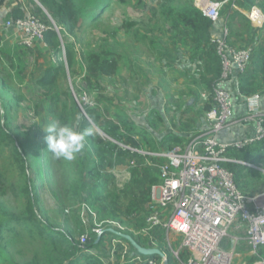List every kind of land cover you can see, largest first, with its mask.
<instances>
[{"label": "rangeland", "instance_id": "1", "mask_svg": "<svg viewBox=\"0 0 264 264\" xmlns=\"http://www.w3.org/2000/svg\"><path fill=\"white\" fill-rule=\"evenodd\" d=\"M196 1L108 0L106 6L103 4L95 12L99 17L89 18L76 35L61 34L63 51L58 55L42 41L28 48L22 44L23 35L19 30L12 29L11 32L4 29L6 21L15 17L14 10L18 8L23 10L24 16H36L55 26L51 14L40 0H7L0 9V22L3 23L0 25L3 28L0 29V120L13 132L18 143L28 150L29 173L37 186L35 194L41 214L58 227L63 228L67 221L75 224L74 219H66L69 214L66 215L64 209L69 210L72 178H83L89 185L84 195L86 199L72 207L73 214L78 209L79 217L88 229H113L117 234H108L105 241L111 246L116 244L117 248L123 246L126 253L119 251L117 254L119 258L124 255L126 260L134 256L131 249L133 239H140L145 248L146 241L141 239L139 232L143 227L134 225L141 218L146 219L149 207L146 205L139 216L129 217L121 211L120 217L114 218L108 215L105 206L118 193L120 197L116 206L127 208L130 197L121 192L132 191L130 187L135 169L151 166L156 179L151 184L161 182L157 165L163 158L145 156L144 151L155 152L186 145L207 125V102L202 99V94H210L212 90L205 87L201 77L206 72L203 68H206L207 60L202 51L188 41L189 31L177 28L175 22L173 25L177 14L190 3L196 5ZM213 1L224 2L220 13L226 9L227 2L238 6V0ZM255 5L264 11V0H256ZM242 14L236 18L224 16L232 33L230 42L236 46L250 43L259 48L258 44L264 42V27H254ZM66 45L74 46L77 51L107 52L118 60V72L112 76H100L101 88L88 90L85 67L77 62L74 71L65 64L53 86L39 85L37 81L47 68L62 66ZM263 92L264 88L257 91ZM87 103L98 106L103 116L111 121L117 114L128 115L136 123V132H147L158 145L157 149L145 147V138L137 135L135 140L142 144L141 148L121 144L130 152L115 157L113 165H110L111 156L107 153L100 165L98 155L105 152V147L94 144L97 138L91 136L86 138L84 150L74 160L54 159L47 150L45 127L53 120L66 123V119L75 116L73 125L78 127L77 108L85 114L82 104ZM95 128L102 139L116 142L100 128ZM255 145L241 150L229 149L226 153L231 158L256 164L249 166L255 170L245 171L243 181L246 189L236 183L243 193L250 196L264 193V161L254 155ZM10 154L9 148L4 155L0 154V166L11 180L0 199L10 210L20 213L27 198L15 186L21 176ZM94 165L99 166L97 172L101 175L92 177L88 174V168ZM246 237L247 228L243 225L232 228L224 239L223 247L233 254V264H264V248L253 251ZM22 238L10 246V256L21 264H31L41 244ZM92 251L97 254L96 250Z\"/></svg>", "mask_w": 264, "mask_h": 264}, {"label": "trees", "instance_id": "2", "mask_svg": "<svg viewBox=\"0 0 264 264\" xmlns=\"http://www.w3.org/2000/svg\"><path fill=\"white\" fill-rule=\"evenodd\" d=\"M6 1L7 0H0V9ZM40 1L49 11L55 25L59 28L58 31L55 26L46 22L49 28L44 33V42L56 55L63 51L61 34L76 35L77 30L85 26L89 18L92 20L97 19L99 14L95 12L100 9L103 4L106 6L108 3V0ZM255 2L256 0H238V6H236L238 8L240 7L239 9L233 6V2H227L225 3L226 9L220 13V17L223 18L225 15L228 17L232 16V18H236L238 15L242 16L243 12L240 9L243 8L245 11H248L253 6H257ZM14 16V18L24 17L23 10L20 8L14 10ZM174 22L177 28H184L189 31L190 37L188 41L205 55L207 66L206 68L204 66L203 69L206 72L203 73L201 77L203 76L202 80L204 81L205 87L211 91L213 87L219 83L222 73L221 58L210 42L216 22L206 16L203 10L194 3H190L182 12L178 13L176 20L173 21V25ZM231 38L232 33L230 31L229 43L236 46L230 42ZM66 49L67 53L65 55V61L62 62V66L47 68L42 78L37 81L39 85L45 87L53 86L57 81L62 67L67 64L70 71H74L77 62H81L85 67L87 73L85 75V81L88 90H99V88H101L100 81L98 80L100 76H112L118 72V60L105 51H77L76 48L71 45H66ZM263 88L264 48H260L258 50L256 49L254 52L251 69L249 68L247 72L240 75L239 89L240 93L243 95L250 96ZM82 107L86 115L77 108V113H79L77 117L79 121L77 122L78 127L76 128L77 130L83 131L91 127L92 135L88 137L95 136L97 142L94 141V144L98 143L104 145L105 152H101V154L98 155L100 165H102L104 159L107 157V153H110V165H113L115 157L130 152L129 149L122 147L121 144L141 148L142 144H137L135 140L137 135H141L145 138V147L154 150L157 149L158 145L149 137L147 132H136V123L128 115L123 113L117 114L116 119L111 121L103 116L101 110L96 105L87 103L82 104ZM212 107L213 102L211 100L207 101L206 109L209 110ZM74 118L66 119V123L73 125V122L75 123ZM96 126L109 137L114 138L116 142L102 139L96 132ZM7 148L11 150L10 157L18 167L21 176L20 181L17 180L15 186L21 190V193L25 195L27 200L23 205L22 211L16 213L10 210L0 199V264H21L10 256V246L13 245L14 242H17L18 239H21L22 236H27V238H22L23 240L27 239V241L31 243L37 241L41 244L31 264H104L101 257L94 254L92 250L98 249L104 243L108 234L116 235L117 233L111 228H100V232L95 229H88V226L81 220L82 218L79 217L77 212L78 209H76V214L72 212L73 206L82 203L86 199L84 195L89 185L83 181V178H72L69 186L71 191L69 200L70 206L69 210L64 209V211L66 215L67 213L69 214V217L67 216L66 219H74L75 224H71V222L67 221L66 226L63 228L55 226L49 218L45 217V215H42L40 212L39 201L35 194L37 186L34 184L33 178L29 173V156L27 148L18 143V139L13 132L1 123L0 120V154L4 155ZM253 149L254 155L264 161V141L257 142ZM225 165L234 172L235 182L238 186L246 189L247 185L243 181L244 177H246L245 171H253L255 169L252 167L249 168V166L243 164L225 163ZM98 168L99 166L97 165L88 168V174L94 177L96 174H99L97 172L99 171ZM151 170V166L143 167L142 170H133L134 178L132 180V186L130 187L132 191L126 192L124 190L121 192V194L125 192L129 195V205L126 209H123L121 206H116L117 204L115 203H117V199L120 197V194L117 193L115 195L116 198L105 206L106 212L109 211V216L119 218L120 216L118 215H120L121 211L129 217L133 215L139 216L141 211L145 210V206H149L151 201V183L156 181ZM10 184L11 180L9 175L6 174L0 166V196L7 191L6 189ZM134 226L137 228H144L146 226V219L141 218ZM148 239L149 237H147L145 241H149ZM141 243L142 241L140 239H133V242H131V249L134 253L139 254L141 253L140 249H144ZM262 248H264V246ZM154 255H156V253L153 254V256Z\"/></svg>", "mask_w": 264, "mask_h": 264}, {"label": "built area", "instance_id": "3", "mask_svg": "<svg viewBox=\"0 0 264 264\" xmlns=\"http://www.w3.org/2000/svg\"><path fill=\"white\" fill-rule=\"evenodd\" d=\"M223 4L213 0L196 1V5L216 24L221 19ZM234 7L239 9L236 5ZM245 13L254 27H264V11L260 7L253 6ZM48 28L42 19L32 15L10 18L4 24V29L19 30L23 35L22 44L28 48H32L36 40H44ZM229 36L226 23L222 32L214 33L210 39L221 58L222 73L212 93L202 94L204 101L213 102V107L206 113V127L186 145L143 152L145 156L164 160L157 165L162 180L151 186L146 226L139 232L150 236L152 241V232L157 228L163 229L167 235L174 232L180 236V246L173 248L172 252L181 264H233V254L223 247L224 239L232 228L243 225L247 228L246 238L251 249L257 251L264 246V193L253 196L243 193L235 182L234 172L225 165L233 161L256 166L253 162L231 158L226 153L229 149L241 150L264 141L261 93L242 94L246 110L243 115L235 117V101L227 87L250 68L256 48L254 44L233 46L229 43ZM233 124H253L255 129L252 134L235 140H221L220 134ZM167 240L170 243L169 238ZM144 264H167V257L161 263L148 257Z\"/></svg>", "mask_w": 264, "mask_h": 264}, {"label": "crops", "instance_id": "4", "mask_svg": "<svg viewBox=\"0 0 264 264\" xmlns=\"http://www.w3.org/2000/svg\"><path fill=\"white\" fill-rule=\"evenodd\" d=\"M241 10V9H240ZM242 11V10H241ZM245 15L247 11H242ZM1 23V22H0ZM227 23L225 18H221L219 22L214 26L213 28V34H220L222 32L223 26ZM254 26V25H253ZM11 32L13 30H10ZM43 42L45 46L48 47V45L44 42V40H36L35 43L37 42L40 44V42ZM34 43V44H35ZM259 48H264V42L262 41L261 44H258ZM251 69V65H250ZM239 82H240V75L239 79H234L232 82L227 84V87L230 89V91L233 94V98L235 101V109H234V115L235 117H239L245 113L246 106L245 103H243L242 100H244L242 93H240L239 89ZM262 95V103L264 104V92L261 93ZM254 125L253 124H233L226 128L223 133L220 134V139L229 141V140H235L239 137H244L246 135L252 134L254 132ZM165 150V149H162ZM163 216H165V212L163 213ZM143 229V228H142ZM140 228L139 231H142ZM152 236L154 237V240H150V236L148 235H141V239H147L149 237V241L146 242L145 247L147 249H140L141 253H134L133 257H130L129 260H126L124 255L118 257L117 253L122 252L123 254L126 253L124 251L123 246L121 247L117 245L112 246L109 244L108 241H104V243L98 248V249H93L94 251H97V254L101 257L102 261L104 264H144L145 259L148 257H153L156 260H158L159 263H161V260L164 259V257H167V264H181L178 259L174 256L172 249L173 248H179L180 242H181V237L175 234L174 232H170L168 235L165 233V231L161 228H157L156 231L152 232ZM170 240V243L168 242V239ZM122 250V251H121ZM120 251V252H119ZM150 251V254H146L145 252ZM153 256V254H155ZM96 254V253H95ZM173 259V260H172Z\"/></svg>", "mask_w": 264, "mask_h": 264}, {"label": "clouds", "instance_id": "5", "mask_svg": "<svg viewBox=\"0 0 264 264\" xmlns=\"http://www.w3.org/2000/svg\"><path fill=\"white\" fill-rule=\"evenodd\" d=\"M47 150L56 160L72 161L85 148L86 138L92 135L91 127L83 131L69 123L53 120L45 127Z\"/></svg>", "mask_w": 264, "mask_h": 264}, {"label": "water", "instance_id": "6", "mask_svg": "<svg viewBox=\"0 0 264 264\" xmlns=\"http://www.w3.org/2000/svg\"><path fill=\"white\" fill-rule=\"evenodd\" d=\"M85 112V111H84ZM85 115H86V113H85ZM146 254H150V251H148V252H145Z\"/></svg>", "mask_w": 264, "mask_h": 264}]
</instances>
